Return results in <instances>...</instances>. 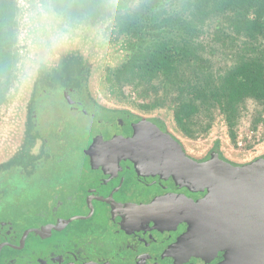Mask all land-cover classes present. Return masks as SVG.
I'll list each match as a JSON object with an SVG mask.
<instances>
[{"label": "water", "instance_id": "95a60500", "mask_svg": "<svg viewBox=\"0 0 264 264\" xmlns=\"http://www.w3.org/2000/svg\"><path fill=\"white\" fill-rule=\"evenodd\" d=\"M92 130H97L95 123ZM167 130L148 125L122 141L100 138L99 143H110L120 153L114 172L97 160L85 162L83 170L93 169L89 177L65 185L73 199L72 193L69 199L62 197L66 190L44 187L40 192L46 198L38 205L11 209L8 222L0 226V264H43L42 257H49L46 264H69L70 259L60 262L51 253L67 244L87 254L83 263L75 260L79 264H101L116 252V258L128 253L132 264H175L179 257L214 264L220 253L223 257L215 264H264V153L236 162L215 150L199 161ZM94 141L86 140L82 155L93 150ZM129 167L153 179L149 191L139 196L131 190V182L121 177ZM117 183L127 186L109 192ZM50 196L56 204L48 203ZM21 210L32 215L19 218ZM179 227L182 234L169 247L171 262L164 254L157 257L159 237ZM94 238L101 242L96 251ZM143 255L145 261L140 260Z\"/></svg>", "mask_w": 264, "mask_h": 264}, {"label": "rangeland", "instance_id": "374dc122", "mask_svg": "<svg viewBox=\"0 0 264 264\" xmlns=\"http://www.w3.org/2000/svg\"><path fill=\"white\" fill-rule=\"evenodd\" d=\"M87 1L67 0L62 8H58L49 0H16L19 9L15 19L17 42L14 52L17 61L9 88L0 105V158L8 152L14 153L18 141L19 147H26L28 144L35 148L33 139L41 155L35 166L37 169L35 178L29 184L23 183L17 174H10L6 179V183H10V190L6 191L5 197L7 195L10 205L15 207L14 201H19V206L30 203L38 205L40 199L46 198L44 192L40 191L49 185V181L63 178L71 180L75 177L79 180L80 174L83 175L85 163L81 150L88 139V133L94 128V123L90 119L69 111L60 97L50 99L47 96L48 93L60 94V86L57 85L66 80L65 70L63 74L49 72L45 76L47 79L45 84L34 75L27 91L25 90L29 91V94H23L20 100L24 101L27 97L26 102L29 100V106L37 109L40 134L46 140V144L40 147L37 137L28 135L27 132L22 135L24 130H29L27 124L29 106L22 109L14 127L17 115L15 108L24 87L30 56V30L41 26L52 27L53 30L61 31L63 35L71 38L88 39L98 43L102 51V68L94 88H98L102 95L104 93L106 96V98L103 96L104 99H108L112 104L140 116L164 118L170 132L191 154L201 157L217 144L225 156L236 162H245L264 153V101L247 97L239 102L230 114L225 113L215 101H209L210 98L195 101L194 105H191L186 92L181 93L177 87L167 86L163 76L144 74L137 64L135 67L126 66L138 48L144 49L150 45L146 40L147 42L165 38L174 40L177 37V22L174 21V17L181 13L180 0H103L105 10L109 14L94 19L91 11L84 8ZM113 3H119L120 8L118 10L110 8ZM126 15L133 23L139 21L144 27L148 26L146 35L137 27L129 28L132 31L137 29L141 39H137L138 36H134L132 31H119L118 22ZM145 17L150 20L157 19L159 22L152 23L155 27L151 28L150 25H146L148 19ZM163 18L172 19L164 21L166 23L164 24ZM214 21L218 23H205L206 26L204 25L197 34L196 42L200 46L199 53L207 61L202 66L209 68L217 77L234 66L244 54H254L255 42L230 40L231 26L224 19ZM217 25L222 42H214L211 37ZM258 45L260 52L264 49V38L259 40ZM60 61L63 65L65 59L61 57ZM202 77L199 78L200 85L206 86V82H211ZM183 80L184 87L189 88L190 79ZM67 83L76 87L71 79H67ZM86 90L82 92L85 96L88 94ZM185 99L188 100V104L183 108L181 120L177 121L175 118L177 104L184 102ZM9 136L11 139L6 144Z\"/></svg>", "mask_w": 264, "mask_h": 264}, {"label": "flooded vegetation", "instance_id": "af4514ba", "mask_svg": "<svg viewBox=\"0 0 264 264\" xmlns=\"http://www.w3.org/2000/svg\"><path fill=\"white\" fill-rule=\"evenodd\" d=\"M102 51L99 47V44L96 42H93L88 39H82L78 40L75 37H69L66 35H63L61 31L53 30L52 27L49 26H41L37 28H32L30 30V56L28 59L27 64V72L24 82V87L21 93V96L19 98V101L17 103V106L15 108L16 120L14 123V127L16 126L17 116L19 118V114H21L22 109H26V107L29 106V100L26 102V99L24 101H21V98L23 94H29V91H27L30 82L34 79V75L37 76V78H40V82L42 84H45L47 82V79L45 76L49 72H56L59 74H63L64 70L66 71L65 78L61 83H58L57 86H60L59 93L60 94H47V96L51 98L60 97L62 101L65 102L67 105V108L69 111L76 113L81 116H85L87 119L92 120L96 126L97 130H92L91 132L93 134L88 133V139L89 143L92 144L94 141V146L92 147V151L87 154L83 152L84 161L86 164L94 163L95 160L99 161L102 164L105 165H111V169L113 172L115 171V163L118 162V159L116 158L120 153H116L115 147H110V143H103L107 141H122L126 138H131L134 134V131L141 128V127H147L148 125H155V128H160L161 130L168 131V127L166 125V122L164 118L161 117H144L136 114L135 112H132L130 110H126L125 108L119 107L115 104L110 103L108 99L106 98L105 94L103 95L99 92V89L94 88V84L96 82V79L101 71L102 68ZM61 57L65 59L64 64L61 63ZM67 79H71L76 87H73L72 85H68ZM37 88V87H36ZM35 88V89H36ZM88 90V94L85 96L82 94L83 90ZM26 90V91H25ZM42 90V89H41ZM86 90V91H87ZM45 92V91H44ZM34 94V93H32ZM38 93H36L37 95ZM34 95V97H36ZM104 96V97H103ZM28 115V127L29 130L22 133V135L25 134V132L28 133V135H34L33 137H37L40 142V147L44 146L46 144V140L43 138V136L40 134V124H39V113L37 112V109H35L33 106H29V111L27 109ZM24 129V128H23ZM58 132H60V129H58ZM87 134V135H88ZM107 134V135H105ZM12 136V135H11ZM11 136L7 138L6 144L10 141ZM102 139L103 142L99 143V139ZM174 138V137H173ZM179 141V140H178ZM33 142L35 143V148L31 145H28L26 147L18 146L17 145L14 148V153H6L0 158V226L3 222H8L5 217H8V213L11 209H16L19 206V201H14V206L10 205L8 202V197L5 193L6 191H9V185L10 183H6V179L11 175H18L23 180V183L29 184L32 180H34L37 169L35 166L37 165V162H39V158L41 155V152L36 148V141L33 139ZM38 142V141H37ZM180 142V141H179ZM5 144V145H6ZM109 144L108 146H106ZM4 145V146H5ZM219 151L218 144L214 145L211 150L206 153L205 155L196 158L199 161H202L205 158H209L213 151ZM221 151L218 152V154ZM220 155V154H219ZM116 158V159H115ZM128 166V165H127ZM93 171V169H87L85 168L83 170V175L86 177H89V174ZM80 178H83V175L80 174ZM76 176V175H75ZM122 178H125V182H131V190L133 192L139 193V196L141 193L149 191L150 184L153 182V179H144L142 176H138L136 172L133 170V167H129L125 173L121 175ZM130 177H133L130 178ZM77 178H71V180H65L58 179V180H52L49 181V185L45 187H52L53 189H63L67 192H64L62 197L65 199H69V193H72L71 199L74 198L75 194H73L72 191H69L67 188L71 184V186L74 185L75 182L79 181ZM94 178H91V181L94 182ZM132 181H134V185L132 184ZM149 181V182H148ZM68 183V184H67ZM67 184V187L65 185ZM89 184V183H88ZM122 184V183H121ZM127 184L120 185L119 183L114 184L112 187H110L109 192H116L118 187H124L126 188ZM153 186V185H152ZM70 187V186H69ZM75 188V187H73ZM89 188V187H88ZM122 188H120L121 191ZM71 190V189H70ZM92 193V192H91ZM106 200L109 199V196L103 195ZM92 196H88V198H91ZM56 197L50 196L47 199L48 203H57V200H54ZM59 199V198H58ZM70 199V200H71ZM103 199V198H102ZM104 199V200H105ZM45 199H40L39 201H43ZM68 200V201H70ZM140 200V198H138ZM30 209V207H28ZM26 210L20 211V216L29 217L32 214L26 213ZM7 225V224H6ZM5 225V228L7 227ZM8 230V227L6 228ZM5 229V230H6ZM182 234L181 228L179 227L178 232L174 233H168L167 237H159L158 243H159V254H156L157 257H161V255L164 254L166 256V261L171 262V256H170V249L171 246L170 243H173L177 238L180 237ZM94 237V236H93ZM3 241V240H2ZM98 243H101L100 241L96 240L94 238L93 241V251H96L100 248V246H97ZM90 247V246H89ZM102 247H106L107 249H111V245H105ZM81 249L79 246L73 245V244H67L65 246V249L62 251L60 250L59 253H56L54 251H51L52 254H54L55 259L57 261L62 262V259H70L71 263L76 264L77 261L81 262V259L84 258V254L87 255L85 252L80 251ZM88 252V251H87ZM117 253V252H116ZM116 253L112 254L107 260L104 261V263L101 264H132L131 260L126 259L128 256V253L121 252L119 255V258H116ZM148 255V253H147ZM150 255V254H149ZM223 253L219 254V257L215 261L217 263L219 260H221V257ZM95 256V255H93ZM145 256V257H144ZM43 259L40 262H43V264H46L47 261H50L47 259V257H42ZM155 259V258H153ZM141 261L146 260V255H143L140 257ZM179 261H177L175 264H198L197 260H194L193 258H190L189 261H184L183 259L178 258ZM75 261V263L73 262ZM175 260H173L174 262ZM14 260H10L9 264H13ZM69 263V264H71ZM83 263V262H81ZM214 263V264H215ZM79 264V263H77ZM174 264V263H172Z\"/></svg>", "mask_w": 264, "mask_h": 264}, {"label": "trees", "instance_id": "16d2710c", "mask_svg": "<svg viewBox=\"0 0 264 264\" xmlns=\"http://www.w3.org/2000/svg\"><path fill=\"white\" fill-rule=\"evenodd\" d=\"M49 1L62 8L67 0ZM84 8L91 11L92 19L109 14L105 10L103 0H88ZM110 8L118 10L120 4L113 3ZM18 11L16 0H0V105L9 88L17 61L14 46L17 42L15 19ZM179 11H181L179 16L174 17V21L177 22V37L174 40L167 38L149 42L146 40L150 45L144 49L138 48L126 66L135 67L137 64L144 74L163 76L167 86H175L181 93L186 92L191 105H194L195 101L210 98L209 101H215L225 113L230 114L237 104L247 97L264 101V49L259 52L257 48L259 40L264 38V0H180ZM145 19H148L146 25H150L151 28L155 27L152 23L159 22L157 19L150 20L146 17ZM217 19H224L231 26L230 40L255 42V53L244 54L229 70L215 77L209 68L202 66L207 61L199 53L200 46L196 39L205 23L216 24L218 21L214 20ZM166 20L163 18L162 22ZM120 21L118 22L120 32L132 31L129 28L137 27L145 35L147 33L145 31L148 26L144 27L139 21L133 23L128 15L120 18ZM218 28L217 25L211 35L214 42H222ZM132 33L139 38L137 29ZM200 76L211 82H206V86L200 85L198 83ZM183 78L190 79L189 88L184 87ZM186 104L187 99L177 104L175 111L177 121L181 120Z\"/></svg>", "mask_w": 264, "mask_h": 264}]
</instances>
